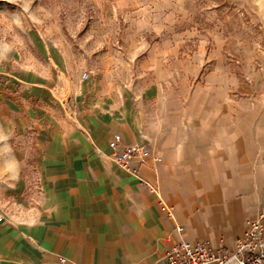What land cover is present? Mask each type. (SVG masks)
<instances>
[{
  "label": "crops",
  "instance_id": "0c3cea01",
  "mask_svg": "<svg viewBox=\"0 0 264 264\" xmlns=\"http://www.w3.org/2000/svg\"><path fill=\"white\" fill-rule=\"evenodd\" d=\"M171 40L116 92L70 80L44 47L50 68L0 65V264H151L179 240L231 249L264 211V88L231 72L220 39L191 55ZM29 127L42 194L26 220L8 219L24 187L10 138ZM115 132L160 162L121 168L109 158Z\"/></svg>",
  "mask_w": 264,
  "mask_h": 264
},
{
  "label": "rangeland",
  "instance_id": "374dc122",
  "mask_svg": "<svg viewBox=\"0 0 264 264\" xmlns=\"http://www.w3.org/2000/svg\"><path fill=\"white\" fill-rule=\"evenodd\" d=\"M212 38L223 41V55L240 82L263 94L264 0H0L1 66L50 68L44 47L61 55L70 80L108 83L112 92L141 79L138 64L151 46L182 39L191 55L199 42L209 49ZM24 132L21 141L16 133L10 138V147L24 153V187L22 203L13 197L5 205L8 219L26 220L31 197L42 194L34 131Z\"/></svg>",
  "mask_w": 264,
  "mask_h": 264
},
{
  "label": "built area",
  "instance_id": "2783aa9c",
  "mask_svg": "<svg viewBox=\"0 0 264 264\" xmlns=\"http://www.w3.org/2000/svg\"><path fill=\"white\" fill-rule=\"evenodd\" d=\"M87 76L86 72H82L81 79ZM107 144L110 149L109 158L121 168H127L131 159L145 160L151 156L146 145L125 144L117 132ZM151 157L155 162L161 160V157L155 155ZM2 217L0 211V222ZM58 259L62 260L61 257ZM151 264H264V211L246 223L243 234L234 241L231 249L220 247L214 250L203 242L179 240L166 247L163 256Z\"/></svg>",
  "mask_w": 264,
  "mask_h": 264
}]
</instances>
